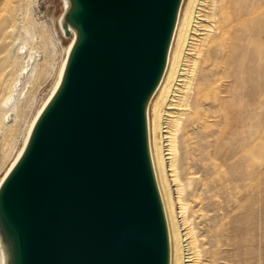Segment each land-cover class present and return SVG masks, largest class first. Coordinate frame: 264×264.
<instances>
[{"label": "water", "instance_id": "obj_1", "mask_svg": "<svg viewBox=\"0 0 264 264\" xmlns=\"http://www.w3.org/2000/svg\"><path fill=\"white\" fill-rule=\"evenodd\" d=\"M66 1L60 82L0 182L4 264H170L148 105L183 0Z\"/></svg>", "mask_w": 264, "mask_h": 264}, {"label": "rangeland", "instance_id": "obj_2", "mask_svg": "<svg viewBox=\"0 0 264 264\" xmlns=\"http://www.w3.org/2000/svg\"><path fill=\"white\" fill-rule=\"evenodd\" d=\"M192 3L182 2L164 81L149 104L151 146L153 123L155 137L160 138L161 92L180 63ZM62 10L63 0H0V178L20 150L29 123L55 83L70 42L60 32ZM241 20L235 29L249 24L241 46L235 44L225 52L227 44L222 36L197 49L201 54L198 71L206 68L210 75L207 81L197 80L201 95L198 102L196 94L190 98L189 112L181 125L180 152L185 148L187 158L178 169V178L187 190L182 193L189 206L184 215L195 229L202 259L199 264H264V5ZM241 56H245L243 61ZM255 93L260 95L261 105L247 112L245 178L228 182L234 167H229L207 143L221 141L218 133L229 128L225 112H231L237 104H252L258 98ZM223 101L230 107L233 104V108H225ZM183 140L186 143L182 144Z\"/></svg>", "mask_w": 264, "mask_h": 264}, {"label": "bare ground", "instance_id": "obj_3", "mask_svg": "<svg viewBox=\"0 0 264 264\" xmlns=\"http://www.w3.org/2000/svg\"><path fill=\"white\" fill-rule=\"evenodd\" d=\"M192 1L193 3H192L190 15L188 16V19L185 18L187 20V30L181 42L182 52H179L180 63L177 62L179 63L178 67H176V69L173 70V72H171V74L169 75L168 86L165 89L161 88V91L163 89L165 91L163 90L161 92L163 94V100L161 106L162 108L159 111L160 120L158 123L160 138L156 139L155 137L156 132L153 123L152 146L150 140V123H149V114H148V135H149L150 154H151L152 165L155 173L157 186L159 189V193L164 208V213L166 215L165 217H166L167 228L169 233L168 243H170V256H169L170 264L172 262L175 264H199L200 260H202L200 258L201 257L200 249L198 248V242H197L198 239L194 232L195 229L193 230V228L188 225L190 220H188L186 215H184L186 214L187 207H189L187 206L186 201L184 202L185 198L183 200L182 197L183 196L182 193H184L185 192L184 190H186L184 187L185 185L183 182L182 184L178 178V173H179L178 169L180 167H183L181 166L182 164L185 165V161L187 158V153L185 148H183L184 151H182V153L180 152L181 146H180L179 137L181 132V125L183 123L186 114H188L189 112L190 98L196 94V97L193 98L196 99V101L198 102L199 95H201L199 94L200 91L199 88L196 87V84H198L197 80L200 79L201 81H207L210 75L209 70L203 68L201 71L199 70L200 77L198 78L199 76L198 65H199V57L201 54L197 49L201 44H205L209 41H212L214 37L218 38L222 36L225 37L224 42L227 44L226 45L227 51L225 52H228L229 49H231L232 46L235 44L240 45L242 40L245 39L244 38V35L246 33L245 30H247L249 24L247 23V25L240 26L239 29H235L236 25L242 22L241 19L243 16H246L248 14L253 15L255 14V12L257 13L259 7L261 5H264V0H192ZM63 3H64V7H66L67 1L64 0ZM186 13L189 14V12ZM177 23H176V27H177ZM176 27H175V31H176ZM69 40L70 42L66 48L63 61L59 68L56 80H54L55 83L51 89V92L46 97L45 101L42 103L40 108L35 113L33 119L29 123L28 130L24 138V141L22 143V146L18 151V153L16 154L14 160L11 162V164L3 174V176L0 178V182L2 181L6 173L10 170L12 165L15 163L17 158L20 156L36 118L38 117L39 113L42 111L46 103L49 101V99L51 98L52 94L55 92L60 82L66 62V57L73 43V36H71ZM171 45H170V49H171ZM170 49L168 53V59H169ZM241 51L239 52V54L241 53ZM168 59H167V65H168ZM244 59L245 56H241L240 60L243 61ZM167 65H166V69H167ZM241 65L242 67L244 66L243 64ZM165 72L154 94L160 87ZM232 79L233 76L230 80L231 82H233ZM261 92L259 91L258 93L260 94ZM154 94L152 95L149 104ZM249 94L251 95L252 92L251 93L249 92ZM256 96L258 98L253 99L254 102L250 105L245 104L243 107L240 104H237L235 108H233V104H232L231 107L235 110L233 111V109H231V112L233 111V114L230 111L225 112V117H227L229 120L226 121V126L229 128L227 131L222 130V132L218 133L220 135L221 141L215 140V143L214 141L207 143V145L212 146L216 150V153L220 154L222 160L229 167L230 166L234 167L232 173L230 174L228 182L230 180L232 181L236 179L245 178L246 171L244 168L245 164L243 163V161L248 152L247 143H249L247 142V130H246L247 128H245V125L247 123V118H248L247 112L258 108L261 105V100L259 98L260 95H256ZM249 97L252 98V96ZM223 106H226L225 108L230 107L227 101H223ZM148 112H149V105H148ZM183 143L186 142H184L183 140L182 144ZM238 154L239 156L235 160L234 157ZM235 167L238 168V171H235ZM191 183H192L191 180L188 183H186L187 187L190 186ZM225 183H227V181ZM234 185L236 187V183ZM244 230H246V228ZM1 249L2 248L0 246V264H4L5 257L3 254V250ZM174 253L175 256H173Z\"/></svg>", "mask_w": 264, "mask_h": 264}]
</instances>
